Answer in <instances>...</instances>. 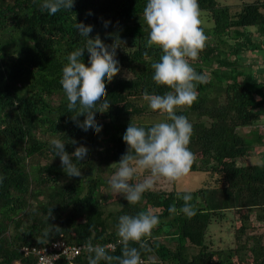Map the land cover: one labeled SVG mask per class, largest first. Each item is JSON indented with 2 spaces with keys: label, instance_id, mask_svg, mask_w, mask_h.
I'll return each instance as SVG.
<instances>
[{
  "label": "trees",
  "instance_id": "obj_1",
  "mask_svg": "<svg viewBox=\"0 0 264 264\" xmlns=\"http://www.w3.org/2000/svg\"><path fill=\"white\" fill-rule=\"evenodd\" d=\"M239 1L232 6L198 0L209 39L189 63L207 83L197 85L191 107L175 109L193 125L189 148L197 159L190 172L206 174L203 183L183 188L181 180L160 178L132 205L108 184L116 170L110 164L127 150L123 134L130 122L145 128L156 123L142 117L170 122L143 99L146 90L150 95L171 91L153 80L151 65L162 51L147 46L148 0H75L71 10L55 15L41 11L42 0H0V264H36L37 255H24L21 247L41 248L58 239L110 243L108 254L121 256L118 218L141 211L160 219L148 240L152 252H142L145 264H264V160L250 157H264L259 126L264 123V0ZM103 21L111 23L105 28ZM79 22L93 25L90 37L99 34L105 44L117 37L123 41L116 56L121 72L106 84L110 109L96 113L103 125L99 134L76 126L71 117L77 113L68 110L60 84L68 55L86 41L74 27ZM88 56L85 51V64ZM64 137L77 141L65 145L69 154L80 145L89 149L85 161L73 158L81 177L67 176L55 156L50 141ZM147 175L138 173L132 183ZM184 194L193 196L192 218L179 212ZM172 205L176 214L169 212ZM51 206L55 219L47 220ZM229 213L232 243L209 245L205 234L211 221ZM48 224L61 230L44 237ZM89 255L81 248L75 264H88ZM54 264L68 263L59 256Z\"/></svg>",
  "mask_w": 264,
  "mask_h": 264
},
{
  "label": "clouds",
  "instance_id": "obj_2",
  "mask_svg": "<svg viewBox=\"0 0 264 264\" xmlns=\"http://www.w3.org/2000/svg\"><path fill=\"white\" fill-rule=\"evenodd\" d=\"M74 2L75 0H42L40 9L48 15H55L61 10H71ZM87 15H92L91 11ZM143 15L149 27L147 46L157 45L162 51L159 62L151 65L154 70L153 80L158 86L171 89L163 95H150L146 90L143 99L148 102L151 110L166 114V119L170 122L155 123L147 128L130 122L123 134L127 150L118 162L109 166L116 171L108 184L113 192L122 195L132 205L142 200L143 194L153 188L157 179L175 182L190 173L197 159L189 148L194 129L187 117L177 115L175 109L191 107L198 99L197 85L207 83V77L198 73L189 63L190 60L197 59L209 39L201 28L198 0H148ZM110 23L103 21V26L107 28ZM74 27L86 41L83 47L68 55L60 84L68 100V110L77 113L71 117L76 126L85 132L91 129L99 134L103 125L97 122L96 113L104 114L110 109L106 84L111 83L121 72L116 56L123 41L117 37L108 45L99 34L90 37L93 25L79 22ZM85 51L89 54L87 64L82 59ZM144 55L147 57V52ZM79 116H84L85 119L81 122L78 120ZM68 143L76 145L77 141L65 137L50 141L67 176L81 177V168L74 163L73 158L75 161H85L89 149L80 145L69 154L65 150ZM141 171H146L148 175L142 181L132 183ZM3 180L4 177L0 176V184ZM182 199L184 204L179 212L188 218L194 217L197 211L191 203L193 196L184 194ZM169 212L177 213L175 205L169 207ZM46 218L55 219L52 206L48 208ZM159 223V217L152 211L121 215L116 228L123 246L122 255H109L106 246L93 245L89 241L86 245L90 253L88 264H100L101 261L106 264H145L142 252H152L148 240L152 238L153 229ZM48 225L43 231L44 237L61 230L59 226ZM131 243L138 247L130 246Z\"/></svg>",
  "mask_w": 264,
  "mask_h": 264
},
{
  "label": "rangeland",
  "instance_id": "obj_3",
  "mask_svg": "<svg viewBox=\"0 0 264 264\" xmlns=\"http://www.w3.org/2000/svg\"><path fill=\"white\" fill-rule=\"evenodd\" d=\"M223 2L233 5L239 4V0H223ZM201 19V18H200ZM142 119H146L147 122H161V117H149L145 118L142 117ZM261 128L260 130L264 132V123L259 125ZM252 161H263L264 157L262 155H253L250 156ZM111 165V164H110ZM116 171V170H115ZM113 171L110 175V177L115 173ZM146 171H141L139 173H144ZM206 174L201 172H190L187 176L182 178V182L179 183V185L183 188H192L194 186H198L199 184H202L205 179ZM160 181V179H158ZM167 187H170L171 185H166ZM226 219L224 218L225 214H222L220 216H216L210 223V225L207 228V232L205 234V241L211 245V246H217V245H227L228 243H232V224L233 219L231 216V213L228 214ZM15 264H18L17 262Z\"/></svg>",
  "mask_w": 264,
  "mask_h": 264
},
{
  "label": "built area",
  "instance_id": "obj_4",
  "mask_svg": "<svg viewBox=\"0 0 264 264\" xmlns=\"http://www.w3.org/2000/svg\"><path fill=\"white\" fill-rule=\"evenodd\" d=\"M104 246L111 247V244L106 243ZM81 248H86V245L68 244L64 240L58 239L41 248L22 246L20 250L24 255L36 254V264H54L59 256H63L68 264H75L74 257L80 252Z\"/></svg>",
  "mask_w": 264,
  "mask_h": 264
}]
</instances>
